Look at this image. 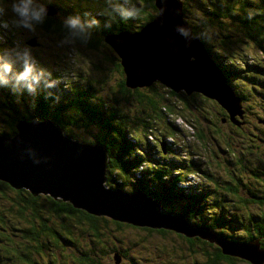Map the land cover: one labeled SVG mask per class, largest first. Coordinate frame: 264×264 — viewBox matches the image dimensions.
<instances>
[{"label":"trees","instance_id":"16d2710c","mask_svg":"<svg viewBox=\"0 0 264 264\" xmlns=\"http://www.w3.org/2000/svg\"><path fill=\"white\" fill-rule=\"evenodd\" d=\"M193 1V3H181V13L184 14L183 21L191 26L192 35L200 37L203 41L208 43V46L203 49V52L207 53L211 59V63L215 64L218 71H222L229 80L227 84L231 87L234 96L240 100V110H243L242 116L245 126L247 127L245 119H249L248 123L253 124L250 129H256L258 135L260 131L264 130V122H259V113L254 112V115H250L255 105L250 108L246 105V100L249 98L250 94L253 95L256 100L258 97H261L257 91H255L254 94L251 93L252 81L257 85V80L251 79L250 82H247V80L242 77L243 74L238 73L236 69L241 66L239 61L242 60L239 48L245 47L246 44H249V41L252 42L253 45H256V39L264 40V14L262 12L257 14L247 13L239 7H234L232 8L233 12L231 17L235 22L231 26H228L223 16L215 18L218 14V9L213 13L212 8L216 9V7H208V13L204 15H208L207 17L209 19H206L203 15H198L199 13H197V11H199L198 7H200L199 3H205V1ZM13 2L14 0H11V3H9V0H0V7L4 8V17L0 21L1 25L12 22L18 26V17L12 12ZM120 2H125L126 9L131 11L128 17H124L122 13H118L114 10V8L120 7ZM224 2L225 0H222L221 4L224 5H221L222 7L220 6L223 14L226 8ZM76 3L78 8L86 9L92 5V7L96 9L95 12H93L90 8L93 14L79 18L84 25L83 31L73 30L66 26L63 20L70 17L71 15L69 13H72V11L66 10L67 8H65L64 4L60 3V0H50V3H47V5L49 6V10L54 11L50 12L48 10L49 12H47L43 23L38 24L33 22L35 24L34 30L23 28L22 25L18 26L22 32L20 40L25 41L24 38H28L25 32H28L32 35L31 39H34L37 43L45 46L65 45L67 48L73 49L72 53L51 55V57L39 53L36 59L40 61L48 59L53 60L54 56H57L62 60L72 61L80 66H83L84 61L88 59L89 70L94 75L97 73V80L73 81L67 93L69 98L61 99L65 109H69L63 110V112L60 107L54 109L49 106L50 104L52 106H57L52 103V94H49V89L45 90L47 94L45 95L40 93V90L45 88L42 86L38 88L33 87V91H30L29 94V97L33 100L31 108L29 107V101L26 97L23 103L11 101L9 107H0V114H2L0 115V134H11L15 131V121L18 119L30 120L31 118H50L55 120V122L61 125L67 135L72 138H78L84 142L102 143L106 148L110 161L117 158L119 159L115 166H109L111 167V172H109L107 185L110 188L114 190L119 188L123 192L130 193L136 189L143 188L141 183L147 182L150 187L145 190L150 196L155 197L159 201L161 211L172 216L181 214L189 223L195 224L194 222H198L200 218L194 221V219L190 217L194 214V210L190 206L182 205L180 199L185 194L191 193V187L186 185L185 179L190 180L192 185L201 181L196 179L193 169L187 165L185 160L173 156L166 146L156 144L155 142L136 140H134L132 145L129 143L125 145V143L121 141V137L126 131L124 128L126 124L124 114L128 110H145V117L148 118L150 125L169 119L172 124L169 129L164 132V135L167 134L171 137H174L171 133L175 132H178V136L179 134L182 136L183 131L187 134L185 128L182 127L181 131L177 127L175 122L177 117H185L192 126L201 127L203 125V129L200 132H194V137L193 135H187L192 140L197 141L195 146L202 145L205 148V164L209 168L207 175L209 174V176L213 178H209V181L215 182V185L219 186L216 182L223 184V179L227 178V171L230 173L237 171L244 159H239L241 151H226L227 156L224 159L215 161V154L217 152L214 150L215 147H210L209 145L211 143H214L215 146L221 144L223 140L219 142L218 139L220 138H224V140L231 139L225 136L228 123L233 127L237 136L243 135L242 132L236 129L239 123L238 119H240V117L237 116L240 112L230 114L229 110L231 108L226 105L225 107L223 101H219L216 96H207V94L205 95L198 90H193L190 93L182 88H180L179 91L175 90L177 88L173 76L166 73H162L161 75L163 81L153 80L147 86L135 85L132 87L127 84V78L121 64V59L117 53L105 43L104 37L113 32L132 33L140 31V28H142L144 24L152 21L156 17V14L159 13V8L155 0H84L83 4ZM37 34L41 36L42 40L37 37ZM237 36H241L242 39ZM31 39L27 41L28 44H30ZM145 44L153 47L151 42L145 40L140 46L142 51H149ZM162 50H164V48H162ZM216 52L226 53L229 57V61L231 60L232 62H230L233 63L235 67L231 68L230 66H225L226 63L222 55H218ZM259 56L264 59V49L262 50L260 48ZM6 65H10V68L14 67V64L12 65L10 63H6ZM10 68L6 67V70L7 73L12 75V72L10 73L8 70ZM258 76L264 79L263 73L258 74ZM237 79L239 83L243 81L244 83L241 82V84H247V88H243L239 85L240 88L236 90L235 84L231 85V83L235 82ZM17 83L24 87L23 89L16 88L17 91L25 95L27 93V85H33L29 79L20 78ZM99 85L105 88L106 91L102 92ZM234 90H236V92ZM36 94L39 95L37 100L35 99ZM84 94L89 95L93 101L85 102L80 99V95ZM111 94H115V97L113 98ZM116 97L125 102L127 106L126 109L121 110L120 106L116 103ZM40 102L42 103L40 104L42 107L38 106ZM105 103H109L110 107L106 108ZM157 110L158 114L161 115L160 118L156 116ZM6 113L10 115L9 118ZM169 116L171 118H169ZM204 116L209 118V127L202 122ZM5 117L8 119L5 120ZM73 124L76 126L72 127L71 125ZM78 129L80 131H78ZM213 138H215V141L212 140ZM187 139H189L187 136H183L182 141L186 143ZM141 143H148L152 146L156 152L155 155L158 164L152 162L146 152L141 149L139 146ZM125 153H127V155ZM243 153L246 155V162L249 166L254 165L255 161H258V166H262L261 160L263 156L258 154L254 156L252 151H245ZM133 160L137 162L134 163ZM225 162H228V168L224 166ZM131 163L134 164L132 170L129 168ZM247 172L248 169H242L240 173L237 172L240 175L239 179H241L246 186L256 189L257 184L253 185V183H260L263 179H259V182L252 180ZM224 187L228 191L223 198L227 205V203H231L229 195H231L232 192L231 189H228L229 186ZM25 189L27 188H14L8 182L0 180V202H2L3 205V210L0 209V229L13 232L12 228L9 226V219H11V223L23 229L21 232V242H24L22 250H18L20 254H13L10 249L0 245V248H3L0 250V259H3V264H38L37 261L33 259L34 255H38L34 252L39 253L36 238L44 243L56 241L58 239L61 241L65 240L73 246L76 245L77 240H85L87 245L81 246L78 250L84 248L93 249L95 254L97 253L99 255H85L86 252L84 251H82L84 253L80 254L70 252L71 261L74 264H104L102 262L104 256L101 255L102 244H111L113 248L115 247L113 242L108 240L107 234L111 233L113 241L116 243V240L119 239L117 231L124 228L121 227L120 224L128 223L119 222L105 215L100 216L89 212L83 207L75 206L68 199L63 200L61 197L53 199L45 195L40 196L31 194ZM237 189L238 186L235 185L234 190ZM219 195V192H214L213 203H216V205L220 198ZM195 196L199 195L194 194L193 198ZM242 202L244 203V198ZM30 204L34 206V211H32ZM174 207H177V209L174 210ZM252 208L254 210L253 213H264V206H262V209ZM210 210L212 209L210 208ZM243 210L246 212H244L241 226H253L258 219L259 222L264 220L261 219L262 215L260 217L257 216L253 223L248 225V223L252 221V217L248 216L250 214V209L243 208ZM219 218H221V215ZM207 221L210 222L208 219ZM218 222H220V219L212 224L214 225ZM221 227L228 228L229 226L214 225L213 231L219 232L223 238L228 239L229 236H234L235 240H237V236L232 229L230 232L221 231ZM141 228L144 230L145 235L137 237V239L132 242L133 245L143 247L151 245L150 247H156L158 249L164 247V244L167 245L168 249L172 247L171 251H168V253L173 254L168 257H166L164 251L161 250L160 255H162V264H189L188 261L191 257L188 258V255H192L193 253V255L199 254H195L198 249L194 248H200L197 245L199 243L212 244L214 258L221 254V246H218L216 242L209 241L197 235L183 237L179 232L178 236L184 238L187 243L184 245L177 243L178 240L174 241L168 236L169 232H171L169 228H153L148 226H141ZM1 233L2 231H0V237ZM154 234H158L159 237L156 242H151ZM15 235L19 236L20 234L15 232ZM247 235L248 232L239 231L238 239H247ZM123 245L130 248L126 242H123ZM177 245L183 247H176ZM157 251L156 249L154 253H157ZM231 259L232 261L229 262V264L237 261L233 255H231ZM203 261L204 257H202L200 261H196V263H201ZM39 262V264H49L45 261Z\"/></svg>","mask_w":264,"mask_h":264},{"label":"rangeland","instance_id":"374dc122","mask_svg":"<svg viewBox=\"0 0 264 264\" xmlns=\"http://www.w3.org/2000/svg\"><path fill=\"white\" fill-rule=\"evenodd\" d=\"M83 1L84 0H60V3L64 4L65 8L72 11V13H69L71 16H78L79 18H81L83 16L93 14V12H95L96 10L95 8L92 7V5H90V7L86 9L78 8V5L76 2H78L79 4H83ZM166 1L167 0H159L160 3H165ZM168 1L170 2L171 0H168ZM204 1L205 3L203 2L199 3L200 7H198L199 8V11H197V13H199L198 15H203L204 18L209 19L207 17L208 15H204L208 13V10H209L208 7H216V9L212 8L213 13L218 9V14L215 16V18H218V17L220 18L221 16H223L224 21L228 26H231L235 22L231 17L232 12H233L232 8L234 7H239L241 10H244V12H247V13L257 14L259 12H262L264 14V0H234V1L225 0L224 3L226 4V8L224 9L225 10L224 14L221 11V7H222L221 5H224V4H221L222 0L221 1L204 0ZM34 2L37 5H43L46 8V11L49 10V6L47 5V3L49 4L50 0H34ZM193 2H194L193 0H173V3H193ZM9 3H11V0H9ZM119 4L121 8L116 7L114 8V10H116L118 13H122L124 17H128L131 11L126 9L125 2H120ZM170 5L171 3H169L167 6L162 4L163 8L167 12H169L168 7ZM90 8L93 12L90 10ZM49 11H54V10H49ZM157 15L158 13L156 14V17ZM183 15L184 14L181 13L182 19H183ZM162 16L163 15H161V18L163 20L162 22L166 21V16L165 17L164 16L162 17ZM3 17L4 15L2 11L0 12V21L2 20ZM237 18H238V13H237ZM66 19H64L63 21H65ZM184 23L182 22L183 29L182 28L181 29L186 34H189V28L187 27L188 24L185 23L187 24L185 25ZM263 24H264V19H263ZM6 25L7 26L1 25L0 23V83H1L0 84V107H3V106L9 107V104L11 103V101H15L17 103H21V102L23 103V100L26 97L29 101V107L31 108L33 100L29 97L30 91H33V87L38 88L39 86H42L45 89H41L40 93L47 95L45 90L49 89L48 90L49 94L50 95L52 94V101H53L52 103L57 105V106H52L50 104L49 106L54 109L55 108L58 109L60 107L62 108L61 111L63 112V110H69V109H65L63 102H61V99L69 98L67 93L73 81H78V80H94L95 81L97 80L98 78L97 73H95L94 75L89 70L88 61H87L88 59L84 61L83 66L76 65L72 61L62 60L61 58L57 56H54L53 60L48 59V60L40 61L36 59L39 53L45 54L47 57H51V55H62L66 53H72L73 49L67 48L65 45H46L45 46L43 44L37 43L34 39H31L32 35L28 32H25V35L28 38H24L25 41H21L20 36L22 32L20 31V28L12 22L7 23ZM181 29H180V26L176 25V30H178V32H181ZM37 37L40 40H42L41 36H39L38 34H37ZM237 37L242 39L241 36H237ZM122 38H123L122 40L123 43L135 45V42L132 41V38H126V37H122ZM133 38H145L146 39L147 35L145 37L137 35ZM197 38L199 42L194 41L193 38L190 39V40H193V43H192L193 46L197 45L196 48L198 50L205 49L208 46V43L203 41L202 38L200 37H197ZM29 39H31L30 44L27 43ZM109 39H110V36L104 37L105 43L113 49V46L111 42L109 41ZM256 42L257 44L253 45V43L249 41V44H246L245 47L239 48L241 56H242V60L239 61L241 66L235 69L238 73L243 74L242 77L245 78L247 82L248 81L250 82L251 79L257 80V85L256 83H254V81H252L251 93L254 94L255 91H257L261 97H258L256 100V98L250 94L249 98L246 100V105L249 108L255 105L254 110L250 112V115H254L255 114L254 112L259 113L258 114L259 122H264V111H262L264 110V79L261 76H258V74L260 73L264 74V59L260 58L259 56L260 48L262 50L264 49V40L256 39ZM129 53H131V55L132 54L134 55L133 51H129ZM135 54H137V50H135ZM139 54H141V57H143L144 60L148 59L149 57V54L146 52H142ZM195 54L199 57L198 59L195 57L196 60H201V58H204V56L208 60L209 64L207 63V60H206L208 74H212L211 77L213 78L211 81V85L216 90H218L214 79L222 85V81L218 77V73H221L226 78L225 74L222 71H218V68L216 67V65L211 63V59L209 58L206 52H201V54L200 53L199 54L195 53ZM216 54L222 55L226 63L225 66H230L231 68L235 67L233 63H231L232 61L231 60H230L231 62L229 61V57L226 55V53L216 52ZM6 63H10L12 65L14 64V67L10 68L11 66L10 65L7 66ZM26 63L30 65L32 68V71L28 79L33 85H31V87L30 85H27V93L25 95L17 91V89L24 88L23 86L18 84L17 81L20 80L21 75L24 73ZM197 63L193 62V64L199 66ZM48 64H51V65H48ZM131 66L133 69L140 67L137 64H134ZM6 67L10 68L8 70L10 73L12 72V75L7 73ZM13 73H17V74H13ZM139 73L141 75H145L147 71L143 68L139 71ZM4 78H7V79H4ZM195 81L199 83L200 80L195 79ZM228 81L229 80L226 78V82ZM241 82L243 81H240L239 83L237 79L235 82H232L231 85L235 84L234 86L236 90L240 88L239 85L243 88H247L246 86L247 84H241ZM99 86L102 92L106 91V89L102 88L101 85ZM236 90L234 91L236 92ZM220 95H222V93H220ZM111 96L114 98L115 94H111ZM36 97L35 99L37 100L39 98V95L36 94ZM80 99H82L85 102L93 101V99L87 94L80 95ZM115 100H116V103L120 106L121 110L126 109L127 106L125 102L120 100L118 97H116ZM40 104L42 103L40 102L38 106L42 107V105ZM109 107H110L109 103L106 104V108H109ZM240 108L241 107H239L236 110H240ZM242 114H243V110L237 116V117H240V119H238L239 123L236 126V129L242 132L243 135L237 136L233 127L228 123L227 124L228 129L225 133V136L231 139L224 140V138L223 139L220 138L221 140L218 139L219 142L223 140L221 144L216 143L217 145L215 146L214 143H211L209 145L210 147H215L214 150L217 152L215 154V161L224 159L227 156L226 151L227 152L241 151L239 154V159L240 160L244 159L242 165L237 171H235L234 173H230L229 171H227V178L223 179L224 180L223 184L216 182L217 185L223 186V187L216 186L215 182L209 181V178L210 179H213V178L209 176V174L207 175V173L209 172L208 171L209 168L205 164V159H206L205 148L202 145L195 146L197 141L192 140L189 137L192 135L194 137L195 131L200 132L203 129V125L201 127L192 126L190 123H188L185 117H177L175 119L177 127L181 131H182V127L185 128L189 136L183 131L182 136L180 134L178 136V132H175V133H171L172 136H174V137H171L170 135H167V134L164 135V132L167 131L172 124L169 119H165L159 123L150 125L148 122V118L145 117V110H128L124 114V117L126 119V124L124 128L126 131H125V134L122 135L121 141H123L125 145H127L128 143L132 145L134 143V140H136V141H144V142H155L156 144L168 147L173 156L185 160L187 165L193 169V173L196 179L201 181L195 185H192L190 180L185 179L186 185L188 187H191V193L185 194L180 199V202L182 205L190 206L194 210V214L190 216L191 218L194 219V221L195 219L200 218L198 222L196 221L194 222L195 225L196 226L204 225L205 227L212 228V229L214 228V225H227L229 227L228 228L221 227V231L230 232V230L232 229L233 232L237 236V240H235L234 236H229L227 239V238H223L219 232H214V233L221 236L223 239L227 241L237 243V244L245 243L251 240L257 241L258 244H260L261 246L259 250H264V220L259 222V219H258V221L253 226H241V223L243 221L244 212H246L245 210H243V208L250 209V214L248 216L252 217V221L249 222L248 225H251L257 216L260 217L262 215L261 219H264V213H261V214L253 213L254 210L252 208L254 207V208L262 209V206H264V130L258 133V135L260 136L259 137L257 135L256 129L254 128L250 129L253 126V124L248 123L249 119L247 120L245 119V121L247 122V127L245 126L244 118ZM7 115L9 118L10 115L9 114ZM156 116L158 118L161 117V115L158 114V110H157ZM8 118L5 117V120ZM169 118L171 117L169 116ZM36 119L52 120L50 118H36ZM52 121L55 124L57 123L55 122V120H52ZM202 122L209 127L208 117L204 116L202 118ZM71 126L75 127L76 125L73 124ZM61 129L63 133L66 134V132L64 131L62 127ZM78 131L80 130L78 129ZM183 136H187L189 138L187 139L186 143L182 141ZM73 139H78V138H73ZM212 140L215 141V138H213ZM80 141L82 143L93 144L90 141H86V142L82 140ZM139 146L144 152H146L147 156L150 158L152 162L158 164V160L155 155L156 152L154 151V149L152 148L150 144L141 143L139 144ZM245 151H250V152L252 151L254 156L256 154L263 156V159L261 160L262 166H258V161H255L254 165L249 166L248 163L246 162V155L243 153ZM125 154L127 155V153ZM118 160L119 159L117 158V159H113L112 161H110L109 156L107 155V158L105 160L107 171H105V174H104L105 180L103 182V185L105 186V188H110L107 185V180H109V177H108L109 172H111L110 171L111 167L109 166H115V164L118 163ZM133 162L136 163L137 161L133 160ZM133 165L134 164L131 163V165L129 166L131 170H132ZM224 166L228 168L229 166L228 162H225ZM242 169H248V172H247L248 176L252 180L259 182V179H263V181L260 183H256V182L253 183V185L257 184L256 189L246 186L244 182L241 179H239L240 175L237 172L240 173ZM235 185L238 186L237 190H234ZM141 186L143 188L136 189L131 193L140 191V192H143L146 197H149L151 199H156L155 197L150 196L149 193L146 192L145 189H149L150 187L147 182H142ZM224 186H229L228 189H231V192H232V194L229 195V200L231 203H227V205L223 198L225 197V193H227L228 191L225 189ZM25 190L31 193L29 189H25ZM214 192L220 193L219 195L220 198L218 199L217 205L216 203H213ZM36 194L40 196L45 195L47 197L53 198V196H51L48 192H45V193L37 192ZM194 194H197L199 196H195L193 198ZM57 198H59V196H55V199ZM243 198H244V203L242 202ZM30 206H31L32 211H34L35 210L34 206L32 204H30ZM2 208H3V205H2V202H0V209L3 210ZM210 208L212 210H210ZM176 209L177 207H174V210ZM161 213H164V212L161 211ZM220 215H221V218H219ZM4 217H7V216H4ZM207 219L210 222H208ZM219 219H220V222L214 225L212 224V223L219 221ZM10 221L11 219H9V226L12 228V231L14 233L11 231L8 232L6 230L0 229V231H2L1 237H0V245H3L5 248L10 249L13 252V254H20L18 253L19 252L18 250H22V245L24 243V242H21L22 240L21 232L23 231V229L14 223H11ZM119 222H122V221H119ZM121 224L120 226L124 228L117 231V234L119 235V239L116 240V243H114L111 233L107 234L108 240L110 242H113V245L115 247L113 248L111 244H102L101 255L104 256L102 259V262L104 264H136V263L162 264V255H160L161 250L164 251V254L166 255V257L173 254V253H168V251H171L172 247L168 249L166 244H164L163 245L164 247H162L161 249H158L156 247H150L151 245H147L145 247L133 245L132 242L135 241L137 237L145 235L144 230L141 228V226H137L132 223L122 224V225ZM170 231L171 232H169L168 236L171 237L174 241L178 240L177 243H181L184 245L187 244L184 238L178 236V233L180 232V234H182L183 237H188L186 233L182 231H175L173 229H170ZM239 231H243L245 233L248 232L247 239L239 240L238 239ZM15 232H18L20 235L19 236L15 235ZM162 235L166 236L165 234H162ZM158 237H159L158 234H154L152 236L151 242H156ZM36 240H37L36 241L37 246L39 248V253L34 252L35 254H38V255H34L33 259L36 260L38 264L40 263L39 261H42V262L45 261L46 263H49V264H74L71 261L70 252H75L76 254L86 252L85 255L91 254L93 256L97 254V253L95 254L93 249L84 248V249H79L81 251L78 250V248H80L81 246L87 245L85 243V240H77L75 246H73L71 243L65 240L61 241L59 239L56 241H48L47 243H44L38 240L37 238ZM123 242H126V244L130 246V248H127L125 245H123ZM197 245L200 248L194 247L195 249H198L195 252V254H198V253L199 254L193 255L194 254L193 253L192 254L193 256L188 255V258L191 257L188 261L189 264H229V262L232 261L231 255H233L235 259L237 260L233 262L232 264H264V258L261 263H256L241 255L223 252L221 247H220L221 254L215 256L214 258L212 244L199 243ZM218 246L220 245L218 244ZM176 247H183V246L177 245ZM2 249L3 248H0V250ZM156 249L158 251L157 253H154L156 252ZM202 257H204V261L201 263H196V261H200ZM0 264H3V259H0Z\"/></svg>","mask_w":264,"mask_h":264},{"label":"water","instance_id":"95a60500","mask_svg":"<svg viewBox=\"0 0 264 264\" xmlns=\"http://www.w3.org/2000/svg\"><path fill=\"white\" fill-rule=\"evenodd\" d=\"M155 3L159 8L157 17L144 24L140 31L106 35L110 36L113 50L121 59L128 85L147 86L153 80H162V73H166L173 76L176 88L189 93L198 90L207 96H216L219 101H223L224 106L226 104L232 110L241 112L236 110L240 107V100L233 95L226 78L218 73L222 85L214 79L216 90L211 85L213 78L212 74H208L207 59L204 56L196 60L199 57L195 53L201 54L203 50H198L197 45L193 46V40H190L193 38L199 42L181 17V3H173V0L165 3L156 0ZM169 3L171 5L167 12L162 4L167 6ZM161 15L166 16V21L162 22ZM182 22L189 28V34L182 30ZM176 25L182 28L181 32L176 30ZM137 35H147V38H133ZM122 37L132 38L135 45L123 43ZM145 40L151 42L153 47L145 44L149 57L143 63L138 56L145 52L140 47ZM129 51H133L134 55ZM193 62H199V66ZM187 63L192 64V67H188ZM134 64L140 67L133 69L131 65ZM143 68L147 71L145 75L139 73ZM195 79L201 80L199 87ZM81 143L79 139L64 134L60 125L52 120L18 119L15 121V131L8 135L0 134V180L14 188L25 187L32 194L48 192L54 199L55 196L68 199L75 206L118 221L137 226L170 228L188 236L198 235L218 243L223 252L238 254L256 263L262 262L264 250L257 249V241L241 244L227 241L207 227L190 224L181 214L172 216L161 213L158 201L146 197L143 192L125 193L119 188H105L103 182L107 152L104 145Z\"/></svg>","mask_w":264,"mask_h":264},{"label":"clouds","instance_id":"9594fccd","mask_svg":"<svg viewBox=\"0 0 264 264\" xmlns=\"http://www.w3.org/2000/svg\"><path fill=\"white\" fill-rule=\"evenodd\" d=\"M4 10L0 7V12ZM12 12L18 17V26L22 25L25 28L34 30V23H43L47 14L46 8L43 5H37L34 0H14L12 3ZM64 24L73 30H84V25L78 16H70ZM7 26V25H5ZM32 68L26 63L24 73L21 75V79H28ZM31 87V85H30ZM184 195V194H183ZM161 212V209H158Z\"/></svg>","mask_w":264,"mask_h":264},{"label":"flooded vegetation","instance_id":"af4514ba","mask_svg":"<svg viewBox=\"0 0 264 264\" xmlns=\"http://www.w3.org/2000/svg\"><path fill=\"white\" fill-rule=\"evenodd\" d=\"M66 10H69V9H66ZM196 82V81H195ZM196 84H197V87H199L200 85H201V80L199 81V83H197L196 82ZM226 105V104H225ZM233 106V105H232ZM226 107V106H225ZM228 107V106H227ZM239 111H234V110H229V113L230 114H234V113H238ZM1 135H8V133H4V134H1ZM133 192V191H132ZM125 193H127V192H125ZM131 193V192H130ZM158 201V200H157ZM160 208V203H159V201H158V209ZM148 227H151V226H148ZM154 228V227H153Z\"/></svg>","mask_w":264,"mask_h":264},{"label":"bare ground","instance_id":"6f19581e","mask_svg":"<svg viewBox=\"0 0 264 264\" xmlns=\"http://www.w3.org/2000/svg\"><path fill=\"white\" fill-rule=\"evenodd\" d=\"M138 57L140 58V61H141V62H143V63L145 62L143 57H141V56H138ZM187 66H188V67H192V64L187 63ZM175 90H178V91H179L178 88L175 89ZM105 171H107V167H106V166H105ZM200 227H204V226H200ZM209 229H210L212 232H214L212 228H209ZM260 247H261L260 244H258L257 249L259 250ZM119 257H120V256H119Z\"/></svg>","mask_w":264,"mask_h":264}]
</instances>
